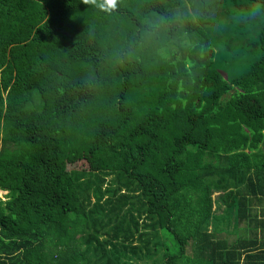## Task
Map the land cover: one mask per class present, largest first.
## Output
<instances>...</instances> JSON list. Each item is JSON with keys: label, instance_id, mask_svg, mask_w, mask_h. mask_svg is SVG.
<instances>
[{"label": "trees", "instance_id": "16d2710c", "mask_svg": "<svg viewBox=\"0 0 264 264\" xmlns=\"http://www.w3.org/2000/svg\"><path fill=\"white\" fill-rule=\"evenodd\" d=\"M0 190V264H264V0H0Z\"/></svg>", "mask_w": 264, "mask_h": 264}, {"label": "rangeland", "instance_id": "374dc122", "mask_svg": "<svg viewBox=\"0 0 264 264\" xmlns=\"http://www.w3.org/2000/svg\"><path fill=\"white\" fill-rule=\"evenodd\" d=\"M240 64V63H239ZM239 64L236 65V72L238 70ZM249 104L247 103L245 106V110L248 109ZM81 162V161H80ZM4 194L3 191L0 190V195L2 196ZM213 197H216L215 194H213ZM222 213V212H220ZM233 219L232 218H228V216H221L220 220L216 223L219 227H227L228 233H227V237L229 238H233L235 236H237V234H235V231L232 230V225H230L232 223ZM232 230V231H230ZM242 234V232H240ZM168 244H169V248H170V252H175V244H173L170 240H168ZM191 246V242L188 243L187 248H190ZM188 252L190 253V250L188 249ZM132 264H149L148 261H139L136 263H132Z\"/></svg>", "mask_w": 264, "mask_h": 264}]
</instances>
